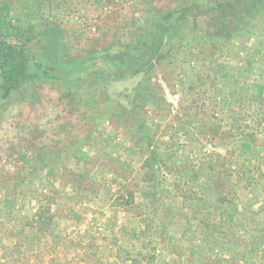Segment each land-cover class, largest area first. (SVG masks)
<instances>
[{
    "label": "rangeland",
    "instance_id": "rangeland-1",
    "mask_svg": "<svg viewBox=\"0 0 264 264\" xmlns=\"http://www.w3.org/2000/svg\"><path fill=\"white\" fill-rule=\"evenodd\" d=\"M141 1L164 8L176 0ZM73 4L58 3L51 17L82 39L130 38L125 29L117 30L122 27V23L117 25L120 16L128 19L132 14L138 24L146 18L137 1L108 6L102 0L84 2L74 11ZM178 46L174 63L159 67L151 78L160 85L156 93L170 104V110L163 111V105L159 110L154 106L142 110L137 133V124L127 116L111 123L99 119L104 109L96 100L98 92L92 99L85 95L86 88L77 102L80 106L91 102L83 118L76 102L70 108L61 94L46 85L33 105L19 100L8 108L0 127L1 263L6 247L20 245L16 264H47L50 254L52 264H203L210 246L196 242L212 223L211 202L206 197L211 185L205 182L208 159L220 154L233 161L238 138L236 131L228 132L235 125L233 120L242 119L241 124L245 119L250 128L255 122L242 95H238L240 105L227 108L216 106L213 96L211 78H218L213 73L219 64L226 67L223 74L228 72V63L235 67L230 91L241 88L236 85L241 64L234 47H223L211 56L206 45L203 53L194 52L197 55L189 64L182 52L185 43ZM190 47L197 49L195 44ZM211 58L217 61L209 63ZM136 82L125 80L113 90L131 88ZM142 134L149 137L150 148ZM152 149L159 158L149 161ZM260 160L264 171V158ZM40 165L46 168L33 172ZM251 182L257 186L264 180ZM262 195L253 204L260 206ZM260 207L258 224L264 221V206ZM37 212L44 215L42 223L46 224L35 223L33 231L23 230L26 223L34 224ZM45 226L49 230L45 234L50 232L58 240V248H51L52 239L40 233ZM26 241L29 247L24 246Z\"/></svg>",
    "mask_w": 264,
    "mask_h": 264
},
{
    "label": "trees",
    "instance_id": "trees-1",
    "mask_svg": "<svg viewBox=\"0 0 264 264\" xmlns=\"http://www.w3.org/2000/svg\"><path fill=\"white\" fill-rule=\"evenodd\" d=\"M100 1L0 0V127L4 113L13 103L20 100L33 105L40 89L46 85L61 94L69 107L73 102L80 106L77 102L85 88V95L92 99L98 92L96 100L101 101L104 109L99 119L107 118L111 123L116 117L127 116L137 124V133L142 127L137 120L142 110L148 106L158 109L160 105L165 106L163 111L170 108L163 97L159 98L156 88L160 91L161 87L151 78L159 67L174 63L179 44L185 43L182 52L189 64L194 55L203 53L206 45L210 48L207 54L211 56L223 47H234V56L239 57L241 64L238 68L241 79L238 78L236 85L241 88L230 91L235 67L226 63L228 72L223 74L226 67L219 64L218 71L213 73L218 78H211L215 87L213 96L216 106L227 108L236 103L240 105L238 95H242L250 105L254 114L251 122L255 124L250 128L245 125V119L241 124L242 119H234L235 125L228 132L234 130L238 136L237 157L228 161L214 154L208 159L205 182L211 185L206 197L211 202L212 223L199 234L196 244L210 246V254L203 264H262L264 221L261 224L257 221L264 202L256 206L258 203L254 205L253 201L263 197L264 183L255 186L251 181L253 178L264 180L260 160L264 158V0H176L164 8L141 0H102L107 6L137 1L144 9L146 18L140 24L132 14L128 19L124 15L118 19L117 25L122 23V27L117 30L125 29L131 36L125 39H82L75 30L51 17L60 2L74 3L71 9L74 11L83 7L84 2ZM192 44L198 50L192 49ZM235 44L240 47L233 46ZM206 56L202 58L206 60ZM212 59L208 62L217 61ZM125 80L137 82L131 88L113 90ZM90 103L80 106L78 113L82 118L91 108ZM259 136L262 139H258ZM142 137L150 148L149 137L143 134ZM258 140L262 143H257ZM148 158L149 161L159 158L157 151L152 149ZM40 166L33 172L46 168ZM84 179L90 182L87 177ZM82 185L85 184L82 182ZM43 219L44 215L37 212L32 219L34 224L26 223L23 230L33 231V225L41 226ZM48 220L51 221L52 216ZM39 230L44 232L43 238L55 242L50 232L45 234L49 231L47 226ZM187 233L192 234L189 229ZM30 235L35 240L39 238L36 234ZM29 244L24 242L26 247ZM19 249L20 245L6 247L7 256L0 264L18 263Z\"/></svg>",
    "mask_w": 264,
    "mask_h": 264
},
{
    "label": "crops",
    "instance_id": "crops-1",
    "mask_svg": "<svg viewBox=\"0 0 264 264\" xmlns=\"http://www.w3.org/2000/svg\"><path fill=\"white\" fill-rule=\"evenodd\" d=\"M57 241L58 240H56L55 242H52V243H50V244H52L50 247L52 248V247H54V248H58V245L57 244H55V243H57ZM53 248V249H54ZM48 254V253H47ZM47 256V255H46ZM50 257H49V259H48V262H47V264L49 263V264H52L53 262H52V260H53V258H52V255L50 254L49 255ZM37 264V263H36ZM46 264V263H45Z\"/></svg>",
    "mask_w": 264,
    "mask_h": 264
},
{
    "label": "built area",
    "instance_id": "built-area-1",
    "mask_svg": "<svg viewBox=\"0 0 264 264\" xmlns=\"http://www.w3.org/2000/svg\"><path fill=\"white\" fill-rule=\"evenodd\" d=\"M210 148V147H209ZM206 152L209 154L211 151L210 150H206Z\"/></svg>",
    "mask_w": 264,
    "mask_h": 264
}]
</instances>
